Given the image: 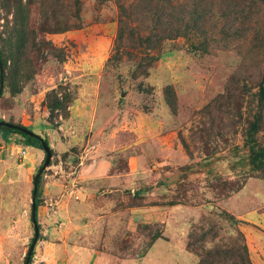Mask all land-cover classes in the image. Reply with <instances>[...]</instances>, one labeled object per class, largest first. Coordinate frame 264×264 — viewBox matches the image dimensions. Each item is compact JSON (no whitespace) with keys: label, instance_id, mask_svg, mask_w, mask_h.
Here are the masks:
<instances>
[{"label":"rangeland","instance_id":"1","mask_svg":"<svg viewBox=\"0 0 264 264\" xmlns=\"http://www.w3.org/2000/svg\"><path fill=\"white\" fill-rule=\"evenodd\" d=\"M0 37V120L53 151L0 134V264L41 172L30 264H264V0H0Z\"/></svg>","mask_w":264,"mask_h":264},{"label":"trees","instance_id":"2","mask_svg":"<svg viewBox=\"0 0 264 264\" xmlns=\"http://www.w3.org/2000/svg\"><path fill=\"white\" fill-rule=\"evenodd\" d=\"M171 36V35H170ZM1 38V37H0ZM0 61H1V65L3 67L4 61L2 60V56H1V50H0ZM4 84V71H0V97L3 94V89L1 90V85L3 87ZM13 133H19L21 134L25 140H26V144L29 146H33L36 148H43L42 147V140L41 137H39V135H30L25 133L22 130V127H7V126H0V134L2 135L3 139L5 141H9L11 139V135ZM45 140V139H44ZM255 155L252 157V163L253 164H259V163H264V152H256L254 153ZM38 177L37 183H38V190H37V197L35 200V204H36V208H38L39 206V200H38V195L40 193L41 190V180H42V172L39 174V176H37V174L34 176V179ZM39 226V225H38ZM34 250L32 252V256H33ZM27 257V256H26Z\"/></svg>","mask_w":264,"mask_h":264},{"label":"water","instance_id":"3","mask_svg":"<svg viewBox=\"0 0 264 264\" xmlns=\"http://www.w3.org/2000/svg\"><path fill=\"white\" fill-rule=\"evenodd\" d=\"M0 71L2 72L3 71V67L1 65V61H0ZM3 89L2 85H1V90ZM0 126H7V127H19L18 125L14 124V123H11V122H8V121H5V120H0ZM22 130L27 133V134H30V135H37L36 133H34L33 131L27 129V128H22ZM42 147H43V150L45 151L46 153V159H45V162L41 168V171L45 169L46 166H48L50 164V161H51V158H52V155H53V151L50 147V145L42 140ZM40 173L37 174V176H39ZM37 180H38V177H36L34 179V193H33V198H32V217H33V222L35 223V227H36V235L34 237V240L30 246V249L28 251V255H27V258H26V262L25 264H30V260H31V257H32V252L35 248V245L37 243V240H38V235H39V228H38V225H37V218H36V214H37V211H36V204H35V200H36V195H37V190H38V183H37Z\"/></svg>","mask_w":264,"mask_h":264},{"label":"crops","instance_id":"4","mask_svg":"<svg viewBox=\"0 0 264 264\" xmlns=\"http://www.w3.org/2000/svg\"><path fill=\"white\" fill-rule=\"evenodd\" d=\"M32 149V148H31ZM94 257V254L92 255Z\"/></svg>","mask_w":264,"mask_h":264},{"label":"built area","instance_id":"5","mask_svg":"<svg viewBox=\"0 0 264 264\" xmlns=\"http://www.w3.org/2000/svg\"><path fill=\"white\" fill-rule=\"evenodd\" d=\"M24 153H25V151H24Z\"/></svg>","mask_w":264,"mask_h":264}]
</instances>
